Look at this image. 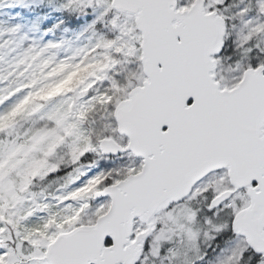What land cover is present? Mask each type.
<instances>
[{"label":"rangeland","instance_id":"obj_1","mask_svg":"<svg viewBox=\"0 0 264 264\" xmlns=\"http://www.w3.org/2000/svg\"><path fill=\"white\" fill-rule=\"evenodd\" d=\"M43 1L0 0V264H49L48 246L60 234L93 225L109 210L111 199L95 194L143 166L130 151L110 159L100 148L106 138L129 144L115 110L147 79L134 15L115 10L112 0H45L83 9L85 27L66 40L41 29L40 19L16 17L22 6ZM195 1L178 0V9ZM204 5L225 19L226 49L214 74L222 89H232L247 69L264 65V0ZM103 23L111 30L98 32ZM60 171L59 182L47 183ZM230 183L226 169L212 172L157 213L138 264H243L251 247L228 233L249 194ZM229 189L231 198L214 207ZM145 229L135 222V235Z\"/></svg>","mask_w":264,"mask_h":264},{"label":"water","instance_id":"obj_2","mask_svg":"<svg viewBox=\"0 0 264 264\" xmlns=\"http://www.w3.org/2000/svg\"><path fill=\"white\" fill-rule=\"evenodd\" d=\"M112 5L135 17L147 79L115 110L118 130L129 144L106 138L100 148L107 156L130 151L143 159V167L97 192L95 197L111 199L109 210L93 225L60 234L48 246L46 260L136 264L154 231L155 215L221 169L251 198L234 216V231L264 254V65L247 69L236 87L221 88L214 57L226 27L204 0L185 10L178 9V0H112ZM232 194L226 190L211 203L219 207ZM136 220L147 229L135 235Z\"/></svg>","mask_w":264,"mask_h":264},{"label":"trees","instance_id":"obj_3","mask_svg":"<svg viewBox=\"0 0 264 264\" xmlns=\"http://www.w3.org/2000/svg\"><path fill=\"white\" fill-rule=\"evenodd\" d=\"M52 6L48 5L45 0L39 3L38 5H35L34 7L31 6L30 8H25L22 6L20 8L21 12L19 14L17 13L16 17H29L31 21H37L38 19H40L41 29H43L44 31H51L55 36L60 39L73 40L75 38V34L81 31V29H83L86 25V21L84 20V16L82 14L83 9L81 11L71 6L64 8H60L61 5L58 7H55L54 5ZM110 26L103 23L98 24L95 28L98 32L103 33L105 31L111 30ZM107 27H109V29ZM225 49L226 44L224 45L219 56L225 53ZM108 157L110 159L115 158L113 156ZM63 176L64 173L60 171L57 174L51 175L47 180V183H50L52 181L57 183L62 179ZM234 233L235 231L231 226L230 233L228 234L230 235ZM261 256L263 255H259L255 253L252 249H250L249 252L246 253L245 258L243 259V264H256V262L261 258Z\"/></svg>","mask_w":264,"mask_h":264},{"label":"flooded vegetation","instance_id":"obj_4","mask_svg":"<svg viewBox=\"0 0 264 264\" xmlns=\"http://www.w3.org/2000/svg\"><path fill=\"white\" fill-rule=\"evenodd\" d=\"M230 184H231L232 188L235 187V186L232 185V183H230ZM235 188H236V187H235ZM235 188H234V189H235ZM229 190H231V189H229ZM232 191H233V190H232ZM232 195H233V194H232ZM249 203H250V197H249Z\"/></svg>","mask_w":264,"mask_h":264}]
</instances>
